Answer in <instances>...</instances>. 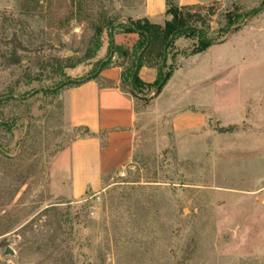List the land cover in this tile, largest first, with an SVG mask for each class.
I'll list each match as a JSON object with an SVG mask.
<instances>
[{"label": "rangeland", "instance_id": "374dc122", "mask_svg": "<svg viewBox=\"0 0 264 264\" xmlns=\"http://www.w3.org/2000/svg\"><path fill=\"white\" fill-rule=\"evenodd\" d=\"M138 3L81 0L71 13L70 0H0V264H264V36L191 57L201 32L222 41L264 24V0L182 7L195 30L166 49L160 90L137 86L131 161L76 198L48 185L51 160L83 132L66 118L65 85L122 62L106 31L86 56L98 10L125 21L121 7ZM214 57L228 64L216 80ZM199 111L202 127L180 128Z\"/></svg>", "mask_w": 264, "mask_h": 264}, {"label": "crops", "instance_id": "0c3cea01", "mask_svg": "<svg viewBox=\"0 0 264 264\" xmlns=\"http://www.w3.org/2000/svg\"><path fill=\"white\" fill-rule=\"evenodd\" d=\"M177 1L178 5L183 6L218 0ZM121 8L128 17L147 18L152 23H163L166 16V0H140L137 5ZM250 34L264 36V24L248 23L224 40L212 42L206 49L191 57L200 55L213 46L230 44L234 49L242 50V41L245 35ZM234 35L236 39L231 42ZM112 38L116 44L131 47L138 34L118 32ZM254 45L258 44L254 42ZM244 55L240 51L239 58L244 59ZM228 59L225 56V60ZM114 60L115 56L111 64L101 70L98 78H85L79 84L65 86L62 90L66 118L72 126L82 129L83 132L59 150L50 162L48 185L55 195L76 198L87 189L96 190L100 188L103 176L123 167L132 159L136 146L138 112L134 96L120 86L122 69ZM222 61V58L216 57L210 60V75L215 80L223 70L222 65H228L227 62L220 65ZM228 69L225 68L224 72H228ZM138 76L144 83H152L156 75L153 69L142 66ZM205 116L206 113L201 111L193 116H186L180 122H183L180 128L202 127L206 123Z\"/></svg>", "mask_w": 264, "mask_h": 264}, {"label": "trees", "instance_id": "16d2710c", "mask_svg": "<svg viewBox=\"0 0 264 264\" xmlns=\"http://www.w3.org/2000/svg\"><path fill=\"white\" fill-rule=\"evenodd\" d=\"M70 4V12L72 13L76 5L81 6V0H70ZM167 5H171V7L170 9H166V13L171 10L173 17L171 20H166L163 23H152L147 18H141L138 21H135L129 17L124 21L119 14H109L104 6H101L98 10L97 18L93 23L94 33L90 38V44H92V47H89L86 56L91 58L94 55L99 46V41L101 39L100 36L103 31H106L111 38L110 47L112 54H118V56L121 57L122 62L118 64L120 66L124 63L127 64L125 71L121 70L120 86L124 91L129 92L134 97L138 93L137 86L139 84H146L138 76L140 67L146 66L154 70L156 75L155 82L157 88L160 90L171 75V72L163 71L166 67V49L171 45L174 39L182 34V32L188 29L195 30V27H192L187 23L190 15L187 14L183 16L181 9L182 7L189 9L193 6H199V4L183 5L180 7L177 3L166 0V7ZM253 13L255 14L256 11H252V14ZM239 16L240 15H236V18ZM232 24L233 23H231L230 26ZM118 32H137L142 37V41L134 44L132 47L123 44L115 45L112 40V35ZM201 36L203 38L200 40L198 48L195 49L194 53L206 49L212 42H214L203 32H201ZM111 62L110 57L107 61L100 64V66L92 73L79 80H70L65 86L77 85L85 78H98L101 70L108 67ZM234 129L235 126L230 125L227 127H219L218 131L231 132ZM84 132L87 131L84 130Z\"/></svg>", "mask_w": 264, "mask_h": 264}, {"label": "water", "instance_id": "95a60500", "mask_svg": "<svg viewBox=\"0 0 264 264\" xmlns=\"http://www.w3.org/2000/svg\"><path fill=\"white\" fill-rule=\"evenodd\" d=\"M136 69H137V67H136ZM6 252H7V253H12V251H11L10 248H7V249H6Z\"/></svg>", "mask_w": 264, "mask_h": 264}]
</instances>
